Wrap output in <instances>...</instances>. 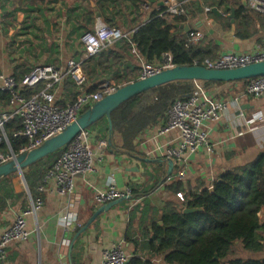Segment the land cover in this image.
Here are the masks:
<instances>
[{
  "label": "crops",
  "instance_id": "obj_1",
  "mask_svg": "<svg viewBox=\"0 0 264 264\" xmlns=\"http://www.w3.org/2000/svg\"><path fill=\"white\" fill-rule=\"evenodd\" d=\"M240 1L251 13L247 0ZM104 3L107 8L102 7ZM186 3L189 0H139L137 12L131 0H0V76H13L17 80L42 64H51L65 71L68 60L76 61L86 81L79 86L65 74L62 81L51 88L53 103L61 108L74 102L80 93L102 92L105 86L116 89L127 80L135 81L140 77L141 60L144 59L131 49L133 33L130 42L127 41L130 47L126 40L117 41L92 58L84 57L79 38L84 32L91 31L98 19L129 33L146 23L161 8L167 19L184 18L172 22L173 30L179 29L186 37L194 30L202 33V39L195 45L206 59H213L223 52L244 53L256 47L264 48V22L253 19L248 25V37L237 35V29L239 32L245 30L235 19L237 5L233 7V23L227 16L231 10L226 13L222 6H217V14L211 12L215 5L208 4L194 15L167 12L168 6L177 5L185 11ZM116 55L118 59L112 62ZM240 85L225 82L213 85V89H204L207 97L230 101L231 106L219 120L205 123L209 139L214 144L213 152L200 151L190 158L186 177L181 181L184 188H197L200 181L211 188V183L221 173L237 169L254 159L257 153L264 152V121L259 120L264 115V95L248 96L239 90ZM36 88L40 90L43 85ZM94 88L96 90L91 91ZM0 90L3 91L1 79ZM236 98H239L237 103L234 102ZM9 104L10 101L0 114L11 109ZM165 122L145 128L134 140L135 150L131 153L121 148V143L112 149L108 136L103 138L98 127L100 136L97 131L87 128L91 132L93 169L74 176V188L68 195L58 194L54 182L44 181V175L33 198L23 182V174L9 175L17 196L0 212V235L16 217L31 210L37 198L42 204L34 213L24 215L30 236L9 244L0 264H101L102 252L116 243H120L129 256L127 263L134 258L130 264H165L162 254L148 244L151 228L154 223L162 224L160 215L167 202L185 201L183 191L174 193L175 167L173 165L169 174L167 160L170 158L163 153H159L160 156L147 153L155 141L167 144L176 136L175 131L159 135ZM101 140L107 142L106 147L98 146ZM6 144L7 152L0 154L10 157L14 152ZM109 184L119 189L130 188L131 196L89 223L95 210L102 205L94 200L95 189H105ZM39 186L43 190H38ZM65 215L71 217L67 218L65 225L68 226L61 221ZM83 226L87 227L76 237L70 249V242ZM261 235L264 237V232ZM239 255L264 258V253L239 251Z\"/></svg>",
  "mask_w": 264,
  "mask_h": 264
},
{
  "label": "trees",
  "instance_id": "obj_2",
  "mask_svg": "<svg viewBox=\"0 0 264 264\" xmlns=\"http://www.w3.org/2000/svg\"><path fill=\"white\" fill-rule=\"evenodd\" d=\"M138 1L131 0L137 12ZM205 4L222 6L226 13L237 5L235 19L239 26L245 28V30L241 29V32L237 29L239 37H248L246 35L248 25L253 19L264 22L263 16L252 10L250 13L242 6L240 0H189V3L185 4V14L200 13ZM102 7L107 8L106 3ZM163 11L161 8L153 13L146 23L136 28L133 42L139 55L149 64L157 62L166 52L171 54L174 65H193L194 60H198L199 63L205 60L204 53L195 44L186 45V35L179 29L173 30L172 22L184 18L175 16L167 19L168 16ZM126 45L130 47L127 41ZM117 59L118 55L114 56L112 62ZM250 80L233 83H240L239 90L245 91ZM129 81L132 80H127ZM196 83L204 90L225 82L178 80L163 84L120 104L110 114V132L105 117L89 129L97 131V134L100 129L103 138L110 133L109 146L112 149L121 143V148L129 153L134 152V140L138 135L149 126L157 125L160 121L165 122L173 103L188 98L195 89L199 88L195 86ZM37 90V88L27 90L24 93L29 96ZM95 90L96 88L91 89V91ZM247 95L252 96V94ZM9 99L10 94L0 90V111L6 107ZM101 124L102 127H99ZM20 128V120L5 122L4 132L8 142L4 140L0 142V152H7L6 143H8L11 150L18 154L19 149L26 143L24 137L13 136V133ZM59 154L60 151L22 169L33 198L37 195L36 187ZM200 182L197 188L186 189L180 180L174 178L172 182L174 193L183 191L185 201L165 204L160 215L162 224L152 225L148 244L157 253L162 254L165 264H264L263 257L243 258L238 255L239 251L250 254L264 253V237L261 235L264 232V225L260 224L257 218V212L264 205V152L257 153L254 159L237 169L221 173L218 179L211 183L212 190L205 186L204 182ZM15 196L17 195L8 176L2 178L0 212ZM185 208H201L202 211L183 213ZM130 261L135 260L130 259L129 264Z\"/></svg>",
  "mask_w": 264,
  "mask_h": 264
},
{
  "label": "built area",
  "instance_id": "obj_3",
  "mask_svg": "<svg viewBox=\"0 0 264 264\" xmlns=\"http://www.w3.org/2000/svg\"><path fill=\"white\" fill-rule=\"evenodd\" d=\"M247 4L250 10L264 17V0H247ZM167 12L171 14L185 13L181 5L168 6ZM135 31L134 29L125 33L119 28L107 25L98 19L94 28L84 32L79 38L83 45L84 57L95 56L103 48L117 41L126 40L130 42L131 34H134ZM202 37L203 35L199 30L191 31L187 34L186 45L196 44ZM131 49L136 53L133 43ZM260 60H264L263 47H256L254 50L244 53L223 52L215 58L205 59L201 63L194 60L193 65H203L210 69H229ZM172 66L174 64L169 52L163 53L155 64L141 60L139 78H146ZM65 74H68L79 86L86 81L81 66L74 60L67 61L65 71L51 64L37 65L19 81L13 76H0L1 89L10 94L9 106L11 108L9 111L0 114V142L3 139L8 142L4 133V124L16 117L20 120L21 128L15 131L13 136H22L26 139V144L19 149V153L31 150L76 121L86 106H90L105 94L112 93L117 89L105 86L102 92L80 93L74 102L61 108L53 103L51 88L60 83ZM40 85H43L42 89L30 96L25 95L24 91L33 90ZM244 94H252L256 97L263 96L264 77L252 78ZM237 100L239 98H236L234 102L237 103ZM230 103V101L207 97L202 88L195 89L186 99L175 101L168 111L166 122L160 127L159 135L175 131L176 136L167 144H159L154 140V146L147 153L151 156H160L159 153H163L167 158H170L175 167L176 179L184 180L188 162L194 154L200 151L209 154L213 152L214 144L209 139V132L205 129V123L219 120L231 106ZM259 120L263 122L264 115ZM90 138V130H81L74 140L60 152L50 169L47 170L43 180H52L58 194H70L74 188V176L92 171L93 151ZM106 145L105 140L98 142L99 147H106ZM11 156L5 157L0 154V163L8 161ZM38 190H43V187L39 186ZM130 196V188L119 189L112 184H109L105 189H95L94 191V200L99 204ZM41 204V199L37 198L32 204L31 210L16 217L10 226L2 231L0 235L1 259L5 257V251L9 244L18 240H25L30 236L31 232L26 228L24 215L34 213ZM67 218H71L70 215L61 218L64 226H68L65 225ZM257 218L259 223L264 225V205L257 212ZM128 259L129 256L124 252L122 245L116 243L102 252L101 264H126Z\"/></svg>",
  "mask_w": 264,
  "mask_h": 264
},
{
  "label": "water",
  "instance_id": "obj_4",
  "mask_svg": "<svg viewBox=\"0 0 264 264\" xmlns=\"http://www.w3.org/2000/svg\"><path fill=\"white\" fill-rule=\"evenodd\" d=\"M231 12L228 18L231 23L234 22V11ZM211 12L217 14V5H215ZM187 29V26H186ZM256 77H264V60L253 62L244 66L229 69H210L203 65H174L170 68L161 70L146 78H139L135 81L126 83L118 87L114 92L105 94L102 98L95 101L89 108L84 110L76 121L67 125L61 132L44 140L39 146L28 150L23 153L12 154L11 158L3 163H0V179L7 177L13 173H19L22 176V169L34 164L35 162L59 152L68 146L81 130H85L93 124L106 118L108 121L109 132L111 129L110 114L116 110L120 104L137 96L147 90L161 86L163 84L178 81V80H191V81H219V82H235L240 80H247ZM111 143L110 133L107 139ZM168 173H171L173 162L171 159L167 160ZM23 179V177H22ZM26 186V183L23 179ZM210 190H212L210 188ZM123 199H116L111 202L102 204L95 210L89 223L94 220L100 213L107 211L113 205L121 202ZM201 208H185L183 213L200 212ZM83 226L74 236L70 242L69 248L71 249L76 237L86 229Z\"/></svg>",
  "mask_w": 264,
  "mask_h": 264
},
{
  "label": "rangeland",
  "instance_id": "obj_5",
  "mask_svg": "<svg viewBox=\"0 0 264 264\" xmlns=\"http://www.w3.org/2000/svg\"><path fill=\"white\" fill-rule=\"evenodd\" d=\"M197 84H198V83H196V85H195V86H197V87H198L199 85H197ZM200 86H201V85H200ZM201 87H202V86H201ZM213 88H214L213 86H212V87L210 86V87H208V88H206V89L210 90V89H213ZM263 101H264V99H263ZM17 177L19 178V176H18V175H17ZM181 193H182V192H181ZM182 196H183V195H182ZM238 255H239V254H238Z\"/></svg>",
  "mask_w": 264,
  "mask_h": 264
}]
</instances>
